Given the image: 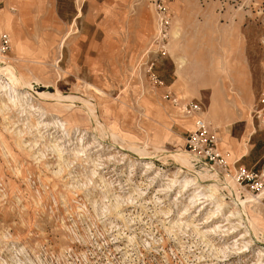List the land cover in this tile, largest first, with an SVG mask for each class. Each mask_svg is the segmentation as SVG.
I'll list each match as a JSON object with an SVG mask.
<instances>
[{"label":"rangeland","instance_id":"rangeland-1","mask_svg":"<svg viewBox=\"0 0 264 264\" xmlns=\"http://www.w3.org/2000/svg\"><path fill=\"white\" fill-rule=\"evenodd\" d=\"M0 30L18 76L0 71V264H264V189L185 146L201 117L264 168V0H4Z\"/></svg>","mask_w":264,"mask_h":264},{"label":"built area","instance_id":"built-area-1","mask_svg":"<svg viewBox=\"0 0 264 264\" xmlns=\"http://www.w3.org/2000/svg\"><path fill=\"white\" fill-rule=\"evenodd\" d=\"M3 0H0V5ZM159 24L158 36L155 43L161 50L165 48V41L169 37V18L166 13V7L161 4L159 7ZM12 48L10 35L0 30V61L10 52ZM147 74L154 86H164V82L154 71V61L149 60L147 63ZM166 96H171L170 93ZM172 102L179 106L182 113L194 115L201 113L200 107L194 102H181L176 98ZM264 122V115L262 117ZM186 151L192 156L194 165L209 173L222 177L225 180L231 178L235 184L241 188H248L251 191L264 189V168H248L238 166V161H231L229 155L219 147L218 136L211 126L201 117L195 121L194 128L185 137Z\"/></svg>","mask_w":264,"mask_h":264},{"label":"bare ground","instance_id":"bare-ground-1","mask_svg":"<svg viewBox=\"0 0 264 264\" xmlns=\"http://www.w3.org/2000/svg\"><path fill=\"white\" fill-rule=\"evenodd\" d=\"M1 63V62H0ZM2 67V68H1ZM0 68H1V72L3 73V74H5L7 77H9L10 78V80L12 81V82H17V80H18V76H17V74H16V71H15V69H14V67L13 66H11V65H9V64H4V66L2 65V66H0ZM0 87H1V85H0ZM4 89V88H3ZM198 117V116H197ZM172 155L173 156H175V157H179V159L181 160V162L183 163V164H185V165H188V166H191V161H190V158L188 157V154H187V152H184V154H182V152L180 153V151L179 152H176V153H172ZM206 172V171H205ZM204 174H207V173H204ZM200 175H201V177L203 176L204 177V175L202 174V173H200ZM202 177V178H203ZM197 178V177H196ZM179 180V179H178ZM196 180V179H195ZM196 182H197V180H196ZM180 184H181V187H186V186H188V185H193V183H192V179L190 178V176H188L187 174L186 175H183L182 177H181V179H180ZM197 184V183H196ZM216 185L217 184H215V185H213V187H216ZM212 186V185H211ZM197 187H199V186H197ZM206 187V186H205ZM204 187V189H206ZM208 187V186H207ZM213 187H209V188H207L208 190L210 189L211 190V188L213 189ZM199 189V188H198ZM216 189H217V187H216ZM187 190V189H186ZM197 191V188L195 187V190H194V193ZM209 192V191H208ZM208 192H205V191H202L201 192V194H203V195H205L206 197H209L210 198V200H211V202L214 204V212H217V211H220V210H222V209H224L223 207H224V205L222 204V201H220V198L221 197H219V195H217L216 194V192L217 191H214V190H212V192H211V194H206V193H208ZM193 193V194H194ZM198 193H200V192H198ZM262 195H264V192L259 196V197H261ZM239 196L237 195V197L235 198V202H233V206H232V212H236L237 210H238V204L236 203L237 201H238V198ZM259 197H250L251 199H253V200H257ZM240 200V199H239ZM248 200V199H247ZM239 202V201H238ZM249 202V201H248ZM224 203V202H223ZM242 203H243V201H242ZM243 205V204H242ZM240 208V207H239ZM242 208V207H241ZM241 211H242V209H241ZM213 212V213H214Z\"/></svg>","mask_w":264,"mask_h":264},{"label":"crops","instance_id":"crops-1","mask_svg":"<svg viewBox=\"0 0 264 264\" xmlns=\"http://www.w3.org/2000/svg\"><path fill=\"white\" fill-rule=\"evenodd\" d=\"M3 2H4V0H3ZM3 2L1 3V5L3 4ZM1 5H0V6H1ZM222 150H223V149H222ZM224 152H225V151H224ZM244 156H245V155H244ZM244 156H243V157H244ZM235 161H238V164H237L238 166H244V165L240 162L241 160H237V159H236Z\"/></svg>","mask_w":264,"mask_h":264}]
</instances>
